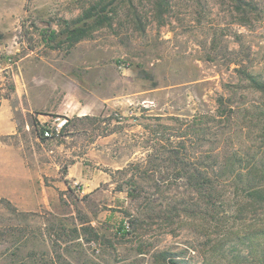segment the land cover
Listing matches in <instances>:
<instances>
[{"label": "rangeland", "instance_id": "obj_1", "mask_svg": "<svg viewBox=\"0 0 264 264\" xmlns=\"http://www.w3.org/2000/svg\"><path fill=\"white\" fill-rule=\"evenodd\" d=\"M247 74L264 81V0H0L9 155L37 178L0 184V264H249L264 93Z\"/></svg>", "mask_w": 264, "mask_h": 264}, {"label": "trees", "instance_id": "obj_2", "mask_svg": "<svg viewBox=\"0 0 264 264\" xmlns=\"http://www.w3.org/2000/svg\"><path fill=\"white\" fill-rule=\"evenodd\" d=\"M89 29L90 27H88L87 24L76 25L72 28L68 27L66 32L62 33V35L65 36L63 40L57 41V38L61 36V34L53 33L49 36L48 42L55 43L56 45L54 46V48L60 47L61 45L66 43H69L70 45H75L87 37ZM246 77L252 89L264 93V81H259L256 76H253L251 74H247ZM46 131L48 130L40 131V136H44ZM248 174L253 173L251 172ZM248 178V182L253 183L247 187V197L251 199V203L261 204V202H264V186L259 185L258 182H256V179L252 178V175H250V177ZM205 186L206 190L209 191L207 192V194L210 197V203L214 201L213 199H217V197L220 199L219 194L214 192L216 189L214 181H212L211 179H206ZM241 241L244 242V244L248 245V255H250V260H248L250 262L249 264H264V224L244 236ZM169 263L179 264L175 260H169Z\"/></svg>", "mask_w": 264, "mask_h": 264}, {"label": "crops", "instance_id": "obj_3", "mask_svg": "<svg viewBox=\"0 0 264 264\" xmlns=\"http://www.w3.org/2000/svg\"><path fill=\"white\" fill-rule=\"evenodd\" d=\"M5 101L3 100L0 106V184L14 182L18 185L21 182H25L28 184V190H30L28 194L32 195L31 191L37 182L36 176L31 168L27 167L21 156L9 155L10 151L18 152L10 142V139L11 141H20L21 132H19L18 126L13 120V114L8 109ZM13 165H16V167L13 168ZM17 166L20 168H17ZM13 190H18V188ZM16 193L19 194L18 192ZM24 194L27 195V193Z\"/></svg>", "mask_w": 264, "mask_h": 264}, {"label": "built area", "instance_id": "obj_4", "mask_svg": "<svg viewBox=\"0 0 264 264\" xmlns=\"http://www.w3.org/2000/svg\"><path fill=\"white\" fill-rule=\"evenodd\" d=\"M49 134H50V131L49 130L45 132V135L46 136H49Z\"/></svg>", "mask_w": 264, "mask_h": 264}]
</instances>
